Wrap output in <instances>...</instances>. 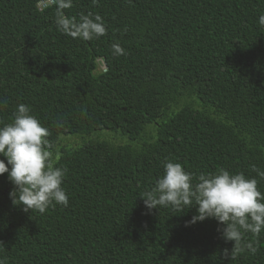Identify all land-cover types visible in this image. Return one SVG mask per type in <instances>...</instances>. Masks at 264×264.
<instances>
[{
    "label": "trees",
    "instance_id": "16d2710c",
    "mask_svg": "<svg viewBox=\"0 0 264 264\" xmlns=\"http://www.w3.org/2000/svg\"><path fill=\"white\" fill-rule=\"evenodd\" d=\"M41 1L0 0V126L19 103L31 108L49 129L55 166L67 169L69 203L25 212L0 176V261L264 264V231L243 235L255 254L226 256L234 242L215 219L190 224L195 207L149 210L140 198L167 160L194 177L223 168L259 179L264 0H73L68 17L91 12L105 23L90 41L59 32L54 0L39 10Z\"/></svg>",
    "mask_w": 264,
    "mask_h": 264
},
{
    "label": "clouds",
    "instance_id": "9594fccd",
    "mask_svg": "<svg viewBox=\"0 0 264 264\" xmlns=\"http://www.w3.org/2000/svg\"><path fill=\"white\" fill-rule=\"evenodd\" d=\"M97 2L93 0L94 4ZM54 3L57 30L65 36L90 41L106 34L100 15L82 13L77 20L68 17L64 11L73 6V0H54ZM258 24L264 28V15L259 16ZM111 48L114 55L125 54L119 43H113ZM31 112L28 105L19 103L12 121L0 126V156L7 162L0 159V176L7 173L14 186L9 193L14 205L22 207L25 212L43 214L49 207L68 206V195L62 187L67 169L55 166L56 154L47 139L49 129ZM163 169L164 174L155 187L140 197L147 209L171 207L183 212L195 207L197 215L190 224L215 219L223 225L218 229L222 238L234 242L231 252L225 249L226 256L244 250L252 254L257 252L252 242L241 244L244 233L258 236L264 231V193L258 189V183L264 180V170L252 166L259 179L247 178L243 172L232 174L223 168L216 174L201 173L194 177L180 163L171 160L163 163ZM194 179L196 183H193Z\"/></svg>",
    "mask_w": 264,
    "mask_h": 264
},
{
    "label": "built area",
    "instance_id": "2783aa9c",
    "mask_svg": "<svg viewBox=\"0 0 264 264\" xmlns=\"http://www.w3.org/2000/svg\"><path fill=\"white\" fill-rule=\"evenodd\" d=\"M52 3H53V0L41 1L38 5L39 10H43L44 8H46L47 6H49ZM97 62H98V66H99L100 71L106 72L107 71V65H106L105 61L103 59H98Z\"/></svg>",
    "mask_w": 264,
    "mask_h": 264
}]
</instances>
